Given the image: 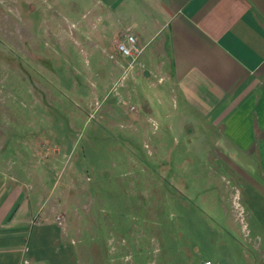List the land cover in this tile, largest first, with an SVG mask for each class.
<instances>
[{
  "label": "rangeland",
  "instance_id": "1",
  "mask_svg": "<svg viewBox=\"0 0 264 264\" xmlns=\"http://www.w3.org/2000/svg\"><path fill=\"white\" fill-rule=\"evenodd\" d=\"M89 6L0 0L1 162L58 217L80 264H250L209 141L196 154L184 134L158 141L141 124L136 78L116 70L126 40L114 45L101 14L77 25Z\"/></svg>",
  "mask_w": 264,
  "mask_h": 264
},
{
  "label": "crops",
  "instance_id": "2",
  "mask_svg": "<svg viewBox=\"0 0 264 264\" xmlns=\"http://www.w3.org/2000/svg\"><path fill=\"white\" fill-rule=\"evenodd\" d=\"M87 1L77 25L95 28L101 14L114 45L130 34L140 49L116 70L136 78L141 124L158 141L184 134L196 154L209 141L235 189L250 264H264V0ZM11 174L0 160V264H80L58 217Z\"/></svg>",
  "mask_w": 264,
  "mask_h": 264
},
{
  "label": "built area",
  "instance_id": "3",
  "mask_svg": "<svg viewBox=\"0 0 264 264\" xmlns=\"http://www.w3.org/2000/svg\"><path fill=\"white\" fill-rule=\"evenodd\" d=\"M125 40L126 43H117V49L124 56H128L132 59V61H134L136 56L140 53V49L136 46L135 39L132 35L126 34ZM204 264H211V262L206 261Z\"/></svg>",
  "mask_w": 264,
  "mask_h": 264
}]
</instances>
